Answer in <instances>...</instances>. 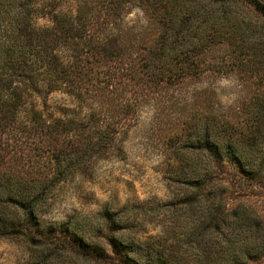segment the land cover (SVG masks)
Masks as SVG:
<instances>
[{"label": "trees", "instance_id": "1", "mask_svg": "<svg viewBox=\"0 0 264 264\" xmlns=\"http://www.w3.org/2000/svg\"><path fill=\"white\" fill-rule=\"evenodd\" d=\"M133 9L143 22L127 27ZM39 17L46 23L38 25ZM221 50L225 55L216 56ZM122 60L128 81L235 70L259 82L230 111L185 113V171L177 177L184 192L170 202L172 223L158 235L140 236L135 223L108 209L49 221L41 213L74 163L111 139L102 129L116 133L123 108L109 90L119 79L110 69ZM59 91L80 106L91 95L108 104L43 116L35 101ZM95 118L98 131L88 129L79 148L54 157L51 174L0 170V238L25 240L39 264H102V239L116 264H249L264 257L263 220L249 205L228 208L224 201L226 168L235 167L241 183L264 181V0H0V145L13 133L66 138Z\"/></svg>", "mask_w": 264, "mask_h": 264}, {"label": "rangeland", "instance_id": "2", "mask_svg": "<svg viewBox=\"0 0 264 264\" xmlns=\"http://www.w3.org/2000/svg\"><path fill=\"white\" fill-rule=\"evenodd\" d=\"M142 22V13L133 9L123 23L130 27ZM37 23L45 24L46 18L39 17ZM128 37L132 38V32ZM223 54L221 50L216 56ZM122 63L124 60L110 69L119 79L109 90L123 108L116 133L112 136V126L102 129L105 138L111 139L101 141L79 163H74L48 193L41 213L49 221L93 215L108 209L135 223L140 236L158 235L172 223L170 202L184 192V184L177 177L180 171H185V162L179 160L181 151H185V113L192 109L230 111L243 98L256 92L259 82L242 72L225 70L167 83L144 82L142 78L134 80L135 85L134 81H128L130 76ZM103 78L105 76L100 73V79ZM91 96L80 106L72 96L59 91L45 99H37L35 104L48 118L67 108H72L70 113L87 114V106L108 104L104 97ZM95 120L84 119L80 133L66 138L36 137L27 133L4 136L0 145V170L28 174L26 177L51 174L54 157H62L66 151L79 148L88 129L98 131V119ZM226 171L230 174L224 198L226 206L249 205L264 222V181L241 183V173L235 167H228ZM101 242L107 259L102 264H116L108 243L104 239ZM0 264H39V260L25 240L2 237ZM50 264L82 263L63 259ZM249 264H264V257Z\"/></svg>", "mask_w": 264, "mask_h": 264}]
</instances>
